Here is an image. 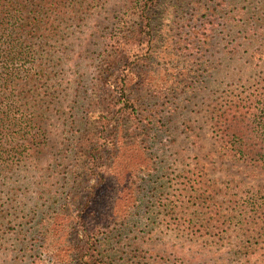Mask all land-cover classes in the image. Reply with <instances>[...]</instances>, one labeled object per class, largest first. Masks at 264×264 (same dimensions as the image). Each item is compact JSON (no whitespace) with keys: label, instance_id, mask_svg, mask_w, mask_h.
I'll return each instance as SVG.
<instances>
[{"label":"rangeland","instance_id":"374dc122","mask_svg":"<svg viewBox=\"0 0 264 264\" xmlns=\"http://www.w3.org/2000/svg\"><path fill=\"white\" fill-rule=\"evenodd\" d=\"M102 1L79 26L69 28L76 32L73 49L56 54L61 60L50 83L55 98L44 121L46 144L15 169L13 202L7 188L0 199L16 218L0 227V264H80L87 254L101 264H264V250L253 233L238 225L220 235L182 231L187 221L173 204V195L181 193L193 222L207 226L213 185L221 213V201L237 190L246 195L264 186V168L252 176L249 167L223 154L211 119L221 102L243 98L264 83V0H249V12L241 18L231 17L235 5L203 0L214 11H201L190 22L210 28L209 45L199 52L185 42L171 45L185 34L177 28L176 12L169 11L167 18L166 5L174 0H160L155 31L170 46L161 47L162 58L147 66L129 63L116 73L123 68L139 75L152 72L146 83L128 75L126 94L141 98L143 110L158 108L162 120L141 149L126 144L97 185L83 149L72 153L69 148L80 133L79 143L91 146L104 108L122 105L97 64L114 26L135 21L128 0ZM165 26L167 37L161 32ZM72 168L77 174L68 173ZM221 213L214 227L224 226ZM87 238L95 240V250L83 247Z\"/></svg>","mask_w":264,"mask_h":264},{"label":"trees","instance_id":"16d2710c","mask_svg":"<svg viewBox=\"0 0 264 264\" xmlns=\"http://www.w3.org/2000/svg\"><path fill=\"white\" fill-rule=\"evenodd\" d=\"M218 1L221 6H236L231 17H245L249 12V0ZM102 2L104 1L0 0V199L7 188L6 194H9L10 202H13L18 191L13 174L15 169L35 153L41 152L46 144L44 121L55 98V89L51 90L53 85L50 83H55L54 70L61 60V56L56 54L71 51L74 47L76 32L69 28L72 25L74 28L79 26L84 15ZM128 2L132 4L135 21H124L114 26V36L108 38L97 64L98 73L104 80L111 81L109 86L113 87L118 96L117 102L122 105L117 110L111 106L104 108L105 113L101 117L99 130L93 134L97 136L93 137L91 146L86 148L79 143L82 138L80 133L76 137V144L69 148L72 153L75 149H83L86 159L92 165L87 167V171L96 177L97 185L105 181V170L109 172L111 164L125 150L126 144L141 149L155 123L162 120L158 108L143 110L141 98L126 94L130 84L128 75L138 81L145 80L146 83L152 72H143L145 77L143 74L125 71L124 68L116 73L122 66H129V63L147 66L156 56L162 58L160 54L164 51H161V47L165 44L166 48L170 46L167 39H162L161 33L155 31L154 14L161 1ZM171 3L166 5L167 18L171 15L169 11L176 12L177 28L186 35H183L182 41L173 40L171 45L185 42L197 48L198 52L202 51L209 45L210 28L208 24L199 26L197 22H190L199 12L214 10L206 6L208 3L203 0H174ZM188 5H191L192 13L189 18H184L185 14L182 13ZM226 20L229 21V18ZM169 23L168 20L167 26ZM167 26L161 30L166 37ZM211 119L223 154L249 167L248 173L252 176L256 169L264 168V83L243 98L231 97L221 102L212 110ZM143 121L144 124H140ZM68 173L77 174L73 168ZM195 183L196 193L200 195L197 180ZM210 190L212 192L210 191L207 200L211 207L207 226L193 222V213L187 211L181 193L173 195L175 212L179 214V218L187 221L186 226L181 228L180 225V230L199 236L211 232L220 235L229 233L232 227L238 225V228L247 233H253L259 240L258 249L264 250V186L246 195L242 193L243 189L237 190L229 199L221 201L225 206L222 213L221 207L216 203H220L219 199H214L215 186ZM2 206L0 205V227L16 219L14 213ZM220 213L224 226L214 227ZM44 229L46 227H42ZM86 241L83 247L88 249L87 252L95 250V240L87 238ZM80 262L101 264L94 254L80 256Z\"/></svg>","mask_w":264,"mask_h":264}]
</instances>
